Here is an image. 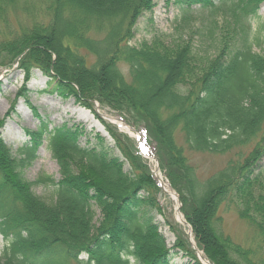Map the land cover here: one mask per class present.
I'll list each match as a JSON object with an SVG mask.
<instances>
[{
    "label": "trees",
    "instance_id": "16d2710c",
    "mask_svg": "<svg viewBox=\"0 0 264 264\" xmlns=\"http://www.w3.org/2000/svg\"><path fill=\"white\" fill-rule=\"evenodd\" d=\"M172 2L182 13L178 30L197 10L214 15L212 52H198L183 38L133 46L155 0H0V67L18 64L25 77L40 71L62 97L119 114L158 159L203 256L211 264H260L254 258L264 249V53L255 51L250 21L264 0ZM77 131L40 127L20 157L0 135V264H175L178 253L187 259L182 264H201L187 236L178 234L169 248L154 222L163 191L135 141L128 146L107 128L122 161L106 146L83 147ZM43 137L59 182L24 178ZM192 152L233 157L201 180ZM40 185L54 191L39 196ZM231 209L256 234L255 247L221 231L220 213Z\"/></svg>",
    "mask_w": 264,
    "mask_h": 264
},
{
    "label": "rangeland",
    "instance_id": "374dc122",
    "mask_svg": "<svg viewBox=\"0 0 264 264\" xmlns=\"http://www.w3.org/2000/svg\"><path fill=\"white\" fill-rule=\"evenodd\" d=\"M20 1L22 3V0ZM181 17L180 8L172 0H155L154 9L146 12L140 18L131 44L139 47L142 43L151 42L156 37L168 42L183 38L192 43L198 52H212L214 46L209 29L214 15L197 10L191 16L188 24L178 30L177 26ZM12 19L15 20L14 17ZM217 19L218 21L222 19L221 14L217 15ZM250 24V38L258 42L255 51L262 54L264 53V4L261 5L258 17L252 19ZM121 67L123 73L128 76L127 67L125 65ZM0 120H4L3 128L0 131L1 138L12 150L13 155L17 157H20V151L23 148L31 144V137H34L40 127H45L48 130L55 128L76 129L81 135L79 141L83 147L106 146L110 155L119 157L122 161L125 158L116 148V142L107 128L111 129L113 134L121 137L122 143L128 146H130L129 140L136 141L137 136L142 139L136 128L125 123L121 116L114 113L111 108H103L98 102L91 108L83 107L77 102L76 97L59 95L54 82L40 71L36 70L33 76L25 77L17 64L12 69L0 67ZM121 126L130 131L122 129ZM44 139V137L41 138V146L37 148L35 160L23 172L24 178L29 182H36L42 176L50 177L55 182L61 180L59 165ZM142 153L149 158L143 149ZM188 156L199 178L206 180L223 169L233 154L217 155L192 152ZM152 159L149 160L152 173L156 179L159 175L162 179L161 183L164 185L163 180L165 178L160 171L159 162L156 158ZM157 163L158 170L156 168ZM262 165L264 166V161ZM125 169L129 170L128 163H125ZM157 171L158 174H156ZM35 191L37 195L47 197L54 189L52 185H40ZM175 195L177 197L174 199L168 192L163 191L158 196V203L162 207V212L160 214L156 210L151 211V215L154 217V222L159 226L160 232L166 238L169 248L175 245L178 234L187 236L192 247L195 241L194 237L190 228L184 226L182 222L183 218L185 219L182 209L183 203L179 195ZM98 214L99 218L100 213ZM220 216V229L225 235L232 237L235 242L246 248L255 247L256 234L234 209L222 210ZM4 247L5 240L0 234V258ZM254 260H259L260 264H264V249L261 248ZM186 261L187 259L181 253L175 254L172 259L175 264H182Z\"/></svg>",
    "mask_w": 264,
    "mask_h": 264
},
{
    "label": "bare ground",
    "instance_id": "6f19581e",
    "mask_svg": "<svg viewBox=\"0 0 264 264\" xmlns=\"http://www.w3.org/2000/svg\"><path fill=\"white\" fill-rule=\"evenodd\" d=\"M122 129H125L126 131H130L128 128L121 126ZM170 194L175 198V196L173 195V193L170 192Z\"/></svg>",
    "mask_w": 264,
    "mask_h": 264
},
{
    "label": "water",
    "instance_id": "95a60500",
    "mask_svg": "<svg viewBox=\"0 0 264 264\" xmlns=\"http://www.w3.org/2000/svg\"><path fill=\"white\" fill-rule=\"evenodd\" d=\"M186 224V222H184Z\"/></svg>",
    "mask_w": 264,
    "mask_h": 264
}]
</instances>
